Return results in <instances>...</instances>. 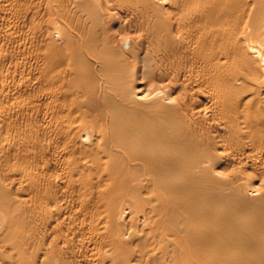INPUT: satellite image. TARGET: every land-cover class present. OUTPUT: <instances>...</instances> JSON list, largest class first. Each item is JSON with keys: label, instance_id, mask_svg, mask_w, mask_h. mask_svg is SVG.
<instances>
[{"label": "bare ground", "instance_id": "1", "mask_svg": "<svg viewBox=\"0 0 264 264\" xmlns=\"http://www.w3.org/2000/svg\"><path fill=\"white\" fill-rule=\"evenodd\" d=\"M0 264H264V0H0Z\"/></svg>", "mask_w": 264, "mask_h": 264}]
</instances>
